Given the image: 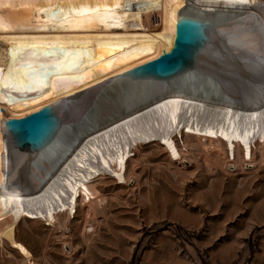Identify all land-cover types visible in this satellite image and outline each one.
Returning <instances> with one entry per match:
<instances>
[{
  "label": "bare ground",
  "instance_id": "6f19581e",
  "mask_svg": "<svg viewBox=\"0 0 264 264\" xmlns=\"http://www.w3.org/2000/svg\"><path fill=\"white\" fill-rule=\"evenodd\" d=\"M181 17L213 27L212 55L173 77L128 81L54 138L26 143L21 121L169 51ZM183 124L186 139L198 146L207 145L203 139L230 151L229 136L235 160L246 152L242 141L251 146L262 136L264 145V0H0V178L17 175L8 213L39 210L52 219L51 203L72 197L77 175L116 170L117 157L122 162L143 134L176 148L174 129ZM239 166L228 169L239 172ZM81 187L83 209L93 211L95 202L104 209L93 185ZM16 228L17 222L6 226L0 244L33 263Z\"/></svg>",
  "mask_w": 264,
  "mask_h": 264
},
{
  "label": "rangeland",
  "instance_id": "374dc122",
  "mask_svg": "<svg viewBox=\"0 0 264 264\" xmlns=\"http://www.w3.org/2000/svg\"><path fill=\"white\" fill-rule=\"evenodd\" d=\"M186 134L187 124L175 128L176 148L167 143L166 149L143 134L122 162L117 157L116 170L86 169L77 175L80 183L74 180L72 197L51 203L52 219L39 210L8 213L17 175L3 174L0 232L17 222V238L33 263L4 242L0 264H264L262 136L251 146L242 141L246 152L235 160L229 136L230 151L203 139L208 146H198ZM2 139L9 149L3 128ZM236 164L240 173L228 169ZM83 184L98 190L104 209L96 202L93 211L83 209Z\"/></svg>",
  "mask_w": 264,
  "mask_h": 264
},
{
  "label": "water",
  "instance_id": "95a60500",
  "mask_svg": "<svg viewBox=\"0 0 264 264\" xmlns=\"http://www.w3.org/2000/svg\"><path fill=\"white\" fill-rule=\"evenodd\" d=\"M213 27L191 17L178 19L176 37L172 48L164 51L152 61L116 74L89 87L82 97L67 103H53L34 112L19 123L24 140L28 145L41 139L54 138L66 125L73 124L84 109L92 108L111 90L131 81L151 78H167L188 71L203 56L212 55L217 47L212 38ZM91 104V105H90ZM89 105V106H88Z\"/></svg>",
  "mask_w": 264,
  "mask_h": 264
}]
</instances>
